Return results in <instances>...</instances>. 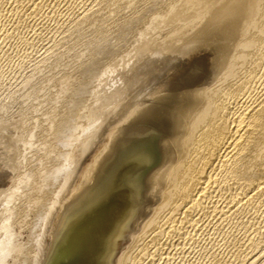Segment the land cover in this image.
<instances>
[{"label": "water", "instance_id": "obj_1", "mask_svg": "<svg viewBox=\"0 0 264 264\" xmlns=\"http://www.w3.org/2000/svg\"><path fill=\"white\" fill-rule=\"evenodd\" d=\"M264 0H164L0 109V264H148Z\"/></svg>", "mask_w": 264, "mask_h": 264}, {"label": "rangeland", "instance_id": "obj_2", "mask_svg": "<svg viewBox=\"0 0 264 264\" xmlns=\"http://www.w3.org/2000/svg\"><path fill=\"white\" fill-rule=\"evenodd\" d=\"M7 1L2 0L0 2V7H2L0 8V104L3 100L9 103L14 97L28 91L31 87L42 83L44 80L58 74L59 71L72 66L74 63L88 57L89 54L141 26L145 22L146 17L150 15L149 13L152 14L163 0H141V2H139L140 0H115V2L119 1L120 3H115L114 0H47V2L46 0H40V9L38 7L35 11H29L34 0H21L22 2L9 0L11 3ZM14 1L15 3L13 4ZM110 1L113 3H110ZM120 4L123 6L121 7ZM149 5L150 7L148 8L147 6ZM14 7L17 8V12L13 9ZM150 8L151 11H149ZM145 9L147 11L144 12L147 15L143 14V18H130ZM2 107L4 106L0 105V109ZM260 198L255 206L251 205L241 210L243 211L242 215L238 214V211L234 212L233 209L224 210L225 214L222 212L220 215L217 210L218 213L214 217H210L211 221L209 219L200 221L197 227H200L198 230L196 228L192 232L193 229L191 228H188L189 230L185 229L186 234H183L182 238L169 237L166 239L163 236V247L161 244L159 246L161 250L156 248L157 252L153 254L155 256H152L155 260L151 257L150 264H158L159 260V264H166V262L167 264H239L240 262L238 261L242 263L243 259L244 262L242 264L252 260L253 264H255L257 258L259 260L262 257L261 255L264 254V196ZM214 200L218 209H222V203H220L222 201L219 199ZM220 206L222 208H219ZM224 216L225 218L222 221L221 219ZM249 222L252 223L250 224ZM245 228H248V230H245ZM253 228L256 229V232ZM187 236L189 239H187ZM165 239L168 240V243ZM171 239L173 243H170ZM247 240H252L254 244L258 243L260 246L255 245L256 251H254V249L252 250L246 245ZM237 244L239 245L236 248ZM173 250L176 251L174 252ZM235 250L241 254V256L238 254L240 259L234 258ZM158 253H162V255H158ZM160 256L164 257V259Z\"/></svg>", "mask_w": 264, "mask_h": 264}, {"label": "bare ground", "instance_id": "obj_3", "mask_svg": "<svg viewBox=\"0 0 264 264\" xmlns=\"http://www.w3.org/2000/svg\"><path fill=\"white\" fill-rule=\"evenodd\" d=\"M1 1L2 0H0V2ZM18 1H21V0H18ZM32 2L33 3L31 5V9H29V11L37 10V8L39 7L40 0L39 1L34 0ZM123 2H121V4H123ZM139 2H141V0ZM14 3L15 1L13 2V4ZM110 3H113V2L110 1ZM121 4L120 6L122 7L123 5ZM147 7L149 8L150 5ZM15 8L16 7H14L13 9L16 10L17 12L18 10L17 8L16 9ZM146 9L143 11L141 10L142 12L140 10H139L140 12L138 13L135 12L136 14L134 13L135 15L130 18L132 19L143 18V14H146L145 13L147 11ZM149 11H151V8L149 9ZM149 14L151 15V13ZM148 17H146V20ZM247 37H248L247 40L245 41L244 45L239 51L240 52L239 56L237 57L233 66L231 67L232 68L231 71L229 72L226 79L224 80V85L222 86L221 90L216 96V100L210 110V115L203 127L204 130L197 142L196 149L191 157V161L187 167L185 176L178 189L179 191L172 203L171 210L166 219L167 221L154 247L155 249L153 250L154 251L153 254H156L155 253L157 252L156 248L157 250L158 249L161 250L159 246L162 244V239L164 237L166 239H168L169 237L170 238L172 237L182 238L183 234H186L185 229L191 228L193 229L192 230L193 232L194 229L196 230V228L199 226L200 221L202 219L210 220V217H214V215H216V213L218 212L221 215V213L224 212V210L228 211V209L230 210L233 209L234 212L238 211V214L242 215L243 211L241 210H244L251 205L255 206L258 199L264 196V5L257 19L255 20V24L253 25L252 30L250 31ZM7 103H8L7 101L3 100V102H1L0 105L5 106L7 105ZM214 199L216 200L219 199L222 201L220 203H222L223 208L221 206L219 207L222 209H218L217 205L214 203L215 202ZM240 211L241 213H239ZM234 215H236V213H234ZM219 217L221 218V216ZM223 218H225V216L222 217L221 219L222 221H223ZM240 221L242 222V220ZM199 228H197V230ZM246 229L248 230V228H245V230ZM255 230L256 229H254V231ZM185 239H186V236H185ZM187 239H189L188 236H187ZM167 241L168 240H166V242ZM170 243H173L172 239ZM238 245L239 244H237L236 248L238 247ZM246 245L252 250L254 249V251H256L255 245H259V244L258 243L254 244L252 240H247ZM161 246L163 247V244ZM173 251L175 252L176 250H173ZM244 251H245V248H244ZM249 253L251 254V252ZM238 254L239 253L237 252V250H235L234 258L236 257V259H238L241 256V254H239L240 256ZM250 254H248V256H250ZM158 255H162V253L161 254L158 253ZM152 256H155V255H152ZM261 256L262 257L259 256L260 257L259 260L257 258L255 264H264V254ZM161 258L164 259V257H161ZM241 259H243V257H241ZM156 261L158 262V260ZM252 261L246 264H253ZM233 262L235 261L233 260ZM238 262H240L239 264H242L244 262V259L242 263L241 261H238ZM149 264H150V261H149Z\"/></svg>", "mask_w": 264, "mask_h": 264}]
</instances>
